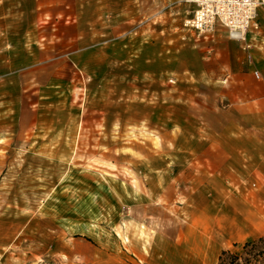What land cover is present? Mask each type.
Instances as JSON below:
<instances>
[{
	"label": "rangeland",
	"instance_id": "1",
	"mask_svg": "<svg viewBox=\"0 0 264 264\" xmlns=\"http://www.w3.org/2000/svg\"><path fill=\"white\" fill-rule=\"evenodd\" d=\"M193 11L188 0H0V264H132L131 232L152 221L142 181L157 172L140 163L171 160L187 108L172 101L235 99L223 72L187 68L249 49L225 29H187ZM256 188L259 234L213 264L227 251L264 264Z\"/></svg>",
	"mask_w": 264,
	"mask_h": 264
},
{
	"label": "crops",
	"instance_id": "2",
	"mask_svg": "<svg viewBox=\"0 0 264 264\" xmlns=\"http://www.w3.org/2000/svg\"><path fill=\"white\" fill-rule=\"evenodd\" d=\"M258 15L262 30L253 47L235 50L220 67L187 68L199 80L223 72L235 99L172 101L187 107L174 115L178 141L171 160L140 163L157 171L142 181L150 199L142 217L152 221L131 232L132 243H139L124 260L213 264L223 250L259 234L262 192L255 187L264 185V86L260 93L254 70L262 67L264 8Z\"/></svg>",
	"mask_w": 264,
	"mask_h": 264
},
{
	"label": "built area",
	"instance_id": "3",
	"mask_svg": "<svg viewBox=\"0 0 264 264\" xmlns=\"http://www.w3.org/2000/svg\"><path fill=\"white\" fill-rule=\"evenodd\" d=\"M188 1L194 5V11L185 22L187 29L199 33L225 29L230 39L253 47L252 39L261 32L258 12L264 8V0ZM255 75L259 77L258 73Z\"/></svg>",
	"mask_w": 264,
	"mask_h": 264
},
{
	"label": "trees",
	"instance_id": "4",
	"mask_svg": "<svg viewBox=\"0 0 264 264\" xmlns=\"http://www.w3.org/2000/svg\"><path fill=\"white\" fill-rule=\"evenodd\" d=\"M253 247L254 245L251 244H246L245 249L249 247ZM238 257L237 256H232L229 251L223 252L222 255L220 256L219 259V264H238Z\"/></svg>",
	"mask_w": 264,
	"mask_h": 264
}]
</instances>
